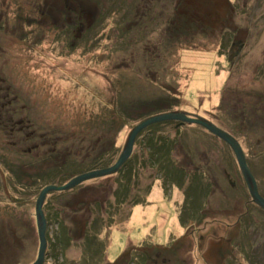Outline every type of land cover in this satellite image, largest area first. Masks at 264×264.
Here are the masks:
<instances>
[{
	"label": "rangeland",
	"instance_id": "374dc122",
	"mask_svg": "<svg viewBox=\"0 0 264 264\" xmlns=\"http://www.w3.org/2000/svg\"><path fill=\"white\" fill-rule=\"evenodd\" d=\"M113 92L122 127L87 125ZM164 112L232 135L264 198V0H0V264L36 258L44 173L112 164ZM128 157L127 188L115 171L46 193L41 264H264V210L223 139L163 120Z\"/></svg>",
	"mask_w": 264,
	"mask_h": 264
},
{
	"label": "water",
	"instance_id": "95a60500",
	"mask_svg": "<svg viewBox=\"0 0 264 264\" xmlns=\"http://www.w3.org/2000/svg\"><path fill=\"white\" fill-rule=\"evenodd\" d=\"M169 119L177 120V125H180L184 122L199 124L205 129H207L209 132L214 134L215 136L223 139L226 143H228L233 151L236 162L238 164V168L246 184L251 200L255 204H257L261 209L264 210V198L259 193L257 189V185H256V180L245 161V158L239 147V144L237 143V141L232 135L227 133L225 130L199 117L197 118V117L187 116V115H184L182 113H177V112L158 113V114L149 116L141 120L140 122L136 123L132 127L121 152L119 153V155L117 156V158L112 164L106 167H99V168H94V169L80 172L72 176L70 179H68L62 184L49 183V184L44 185L40 189L37 195L36 201H35V222H36V230H37V235H38V248H37L36 258L30 264H41L43 261L44 249L46 245V239H45L46 219L42 211V203H43L46 193L52 190L61 191V190L69 189L79 184L83 180L106 175V174H111L112 172L117 171L118 168L122 165V163L128 157L131 151V148H132L134 137L136 136V134L149 124H152L158 121L169 120Z\"/></svg>",
	"mask_w": 264,
	"mask_h": 264
},
{
	"label": "trees",
	"instance_id": "16d2710c",
	"mask_svg": "<svg viewBox=\"0 0 264 264\" xmlns=\"http://www.w3.org/2000/svg\"><path fill=\"white\" fill-rule=\"evenodd\" d=\"M124 17L125 18H123V20L119 22V24L121 25L119 27H121V30L123 31V33L126 34V32L128 30H130L131 27L129 24L128 25L125 24L127 22L128 18H127V16H124ZM122 24H124V25H122ZM116 96H118V93L113 92V93H111V95L106 96L105 98H102L104 103L100 106V109H98L99 110L98 113H97V110H95L96 111L95 112V111H93L94 109L91 108L90 113H89L90 118H88L89 123H87V125H92V124H94L95 121H97V123H98V122L104 120L103 121L104 126L105 127L110 126L108 128L109 133L118 132V130L122 127L124 120H123L122 115L120 114L121 113L120 110L116 109V107H115ZM110 106H112V107L110 108ZM105 123H109V124H105ZM154 144H155V142H154ZM159 147H160V145H159ZM159 155H160V153L157 150H154V151H152V153L150 155V159L151 160L154 159V161H155V158H158V161H159V157H158ZM75 158L76 157L74 155H72V157H70L68 155L67 161L64 163V165H61L63 167V169H61L57 173H44V175H46V176L43 175L45 178H42V180H43L42 184H45L44 183L45 181L49 182V183H54L57 181L58 183H56V184H62L65 181H67L68 179H70L72 176H74L80 172L90 170V169H94V168H99L102 166H106L111 162L110 158L105 159L104 157H97V155L95 157H93L90 161L84 160V159L78 161ZM171 162L173 163L172 160H171ZM167 165H168L167 158L162 159V163L161 162L159 163V166H161V168H163L165 170V172H166L165 175H167L168 169H169V167H167ZM6 167H7L6 171L11 173L12 169L10 168V164L8 162L6 163V165H3V168H6ZM125 172H126V174L121 176L123 178V181H122L123 183H121V184H122V186H125V188H127V185H128L130 180L127 177H125V175L129 176L130 174L133 173V168H131V166H130V157H127L126 160L122 163V165L117 170V173H119V174H122ZM169 173H170V175H172L173 171L171 170ZM9 178H10V176H9ZM10 180H11V178H10ZM177 184H178V186L182 185V181H181L180 177L177 181ZM190 184H192V183H190ZM148 188H149V186H148ZM148 188H147V190H148ZM147 192L148 191H146V193ZM144 201H145L144 198H142L140 200H134L133 204L144 202ZM45 219H46V222L50 221V218L48 216L47 217L45 216ZM55 220L58 221L57 217L55 218ZM144 255H146L145 252H144Z\"/></svg>",
	"mask_w": 264,
	"mask_h": 264
}]
</instances>
